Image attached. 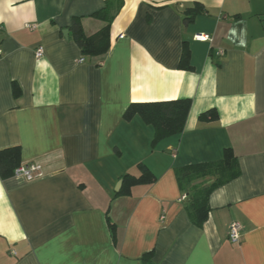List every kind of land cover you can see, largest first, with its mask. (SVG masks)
<instances>
[{
	"label": "crops",
	"instance_id": "1",
	"mask_svg": "<svg viewBox=\"0 0 264 264\" xmlns=\"http://www.w3.org/2000/svg\"><path fill=\"white\" fill-rule=\"evenodd\" d=\"M104 3L0 0V149L19 145L44 172L0 177V264H142L149 250L157 264H264V0H123L107 52L82 56L68 25L82 16L95 32ZM178 97L191 100L184 128L154 145L151 124L123 118L131 102ZM209 108L218 118L199 119ZM226 147L240 173L210 192L198 226L175 168ZM139 162L155 180L125 186Z\"/></svg>",
	"mask_w": 264,
	"mask_h": 264
},
{
	"label": "trees",
	"instance_id": "2",
	"mask_svg": "<svg viewBox=\"0 0 264 264\" xmlns=\"http://www.w3.org/2000/svg\"><path fill=\"white\" fill-rule=\"evenodd\" d=\"M123 0H105L102 7L93 11L91 16L103 22L95 32L86 34L81 25L82 16L72 17L68 25L73 40L80 49L82 56L89 58L101 57L110 46V28L113 18L121 8ZM201 7L195 5L191 9L185 10L184 21L190 22L199 13ZM190 50L184 46L179 66L184 69H192L189 61ZM17 92V86H14ZM191 105L190 98L178 97L173 99L131 102L123 113V118L130 119L138 115L145 123L153 127V137L151 144L167 136L182 132L185 120ZM199 119H216L218 113L214 108H209L198 115ZM21 156L19 145H12L0 149V177L5 179L13 175L14 168L18 166ZM140 173L134 176L130 173L123 175L125 186H130L138 182L152 183L155 180L154 174L145 164L137 163ZM240 173L237 156L230 147L223 150L222 157L212 161L190 163L175 168V175L179 185L188 190V199L185 209L190 220L200 226L204 222L208 213V196L216 187L224 184ZM124 192L120 189L118 194ZM107 223L111 229V235L116 240L115 224L107 216ZM142 264H157L152 260V250L143 253Z\"/></svg>",
	"mask_w": 264,
	"mask_h": 264
},
{
	"label": "built area",
	"instance_id": "3",
	"mask_svg": "<svg viewBox=\"0 0 264 264\" xmlns=\"http://www.w3.org/2000/svg\"><path fill=\"white\" fill-rule=\"evenodd\" d=\"M28 27H34L32 24H27ZM120 37L123 36V34L119 35ZM193 39L198 41H207L210 40V35L208 33H195L193 35ZM43 53V47L41 45H38L35 48V56H40ZM217 53H221V51H217ZM82 58H80L81 60ZM43 168L40 163L36 162H29V163H20L18 166L14 168L13 176L16 177H22L26 180H33L36 178H39L43 176ZM186 197V194H182L180 199H184ZM240 225L236 222H232L228 229V238L231 242L237 243L239 242L240 238Z\"/></svg>",
	"mask_w": 264,
	"mask_h": 264
},
{
	"label": "water",
	"instance_id": "4",
	"mask_svg": "<svg viewBox=\"0 0 264 264\" xmlns=\"http://www.w3.org/2000/svg\"><path fill=\"white\" fill-rule=\"evenodd\" d=\"M65 32L67 33V30H65ZM120 184V182L118 183V185Z\"/></svg>",
	"mask_w": 264,
	"mask_h": 264
}]
</instances>
